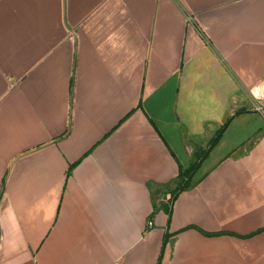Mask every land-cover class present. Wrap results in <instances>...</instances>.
Returning a JSON list of instances; mask_svg holds the SVG:
<instances>
[{
	"label": "crops",
	"instance_id": "obj_1",
	"mask_svg": "<svg viewBox=\"0 0 264 264\" xmlns=\"http://www.w3.org/2000/svg\"><path fill=\"white\" fill-rule=\"evenodd\" d=\"M258 107L264 0H0V264H264Z\"/></svg>",
	"mask_w": 264,
	"mask_h": 264
},
{
	"label": "trees",
	"instance_id": "obj_2",
	"mask_svg": "<svg viewBox=\"0 0 264 264\" xmlns=\"http://www.w3.org/2000/svg\"><path fill=\"white\" fill-rule=\"evenodd\" d=\"M221 132H222V130L219 131V132L217 133L216 137L212 140V142H211V147L214 146V145L217 143V141H218L219 138H220ZM196 168H197V165L194 164V165H192V167H191L189 170L185 171V173H186V174H190V173H192L193 171H195ZM183 174H184V173H181V177H183Z\"/></svg>",
	"mask_w": 264,
	"mask_h": 264
},
{
	"label": "built area",
	"instance_id": "obj_3",
	"mask_svg": "<svg viewBox=\"0 0 264 264\" xmlns=\"http://www.w3.org/2000/svg\"><path fill=\"white\" fill-rule=\"evenodd\" d=\"M258 110L264 115V109L262 107H258ZM149 224L152 225V221Z\"/></svg>",
	"mask_w": 264,
	"mask_h": 264
}]
</instances>
